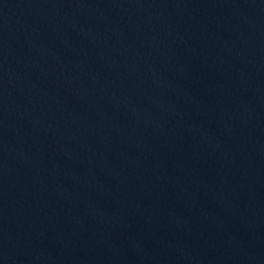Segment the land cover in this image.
<instances>
[{
    "label": "water",
    "instance_id": "water-1",
    "mask_svg": "<svg viewBox=\"0 0 264 264\" xmlns=\"http://www.w3.org/2000/svg\"><path fill=\"white\" fill-rule=\"evenodd\" d=\"M0 264H264V0H0Z\"/></svg>",
    "mask_w": 264,
    "mask_h": 264
}]
</instances>
